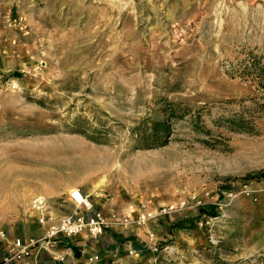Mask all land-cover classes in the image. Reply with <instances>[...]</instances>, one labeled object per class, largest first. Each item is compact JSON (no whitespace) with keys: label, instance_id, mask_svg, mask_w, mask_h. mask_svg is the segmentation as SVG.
Masks as SVG:
<instances>
[{"label":"rangeland","instance_id":"374dc122","mask_svg":"<svg viewBox=\"0 0 264 264\" xmlns=\"http://www.w3.org/2000/svg\"><path fill=\"white\" fill-rule=\"evenodd\" d=\"M249 50L264 57V0H0V230L44 242L79 188L106 215L153 214L126 227L163 263L264 264L258 199L226 195L264 190V114L234 116L257 93L226 74ZM166 102L203 130L188 114L140 147Z\"/></svg>","mask_w":264,"mask_h":264},{"label":"crops","instance_id":"0c3cea01","mask_svg":"<svg viewBox=\"0 0 264 264\" xmlns=\"http://www.w3.org/2000/svg\"><path fill=\"white\" fill-rule=\"evenodd\" d=\"M39 188L43 190L40 184ZM63 201L60 208L55 209L58 219L77 210L69 195ZM254 209L255 252L264 249V190L259 193ZM94 210L98 209L92 208L86 214L89 215ZM176 224L172 226L179 227ZM148 232L149 230L144 226H135L106 228L96 238L89 237L86 232L71 237L56 234L47 238L43 235L42 238L46 240L34 245L30 257L11 264H180V262L163 263L155 259L152 246L148 242ZM5 233L9 239L17 237L13 228L8 227ZM22 239L25 241L24 238ZM129 248L134 251L133 254L128 253ZM6 249V241L0 240V259L6 254ZM94 254H98L99 259L89 262L88 258Z\"/></svg>","mask_w":264,"mask_h":264},{"label":"built area","instance_id":"2783aa9c","mask_svg":"<svg viewBox=\"0 0 264 264\" xmlns=\"http://www.w3.org/2000/svg\"><path fill=\"white\" fill-rule=\"evenodd\" d=\"M229 202L239 195L252 198L254 201L258 199L259 189L251 186L249 183H244L241 186L231 190L227 194ZM69 198L77 210H73L64 216H62L56 225H53L49 231L45 234L47 238H50L56 234H61L65 237H71L78 233L86 232L89 237L96 238L100 236L106 228L110 226H129L131 223L136 225L145 224L154 215L141 211L135 218L130 217L127 214H119L110 211L109 214H105L101 209L94 210L91 214H86L92 209V204L89 202L88 197L79 189L74 188L69 192ZM184 202L178 204L182 207ZM176 209V206L162 207L158 214H167ZM152 237V234H149ZM0 240L6 241V254L0 259V264H11L12 262L22 261L32 254V248L36 244L35 241L30 240L25 242L20 237H14L9 239L3 230H0ZM152 250H156V247H152ZM129 254H133L134 251L129 248ZM99 259L98 254H94L88 258L89 262H94Z\"/></svg>","mask_w":264,"mask_h":264},{"label":"trees","instance_id":"16d2710c","mask_svg":"<svg viewBox=\"0 0 264 264\" xmlns=\"http://www.w3.org/2000/svg\"><path fill=\"white\" fill-rule=\"evenodd\" d=\"M226 74L232 78L250 81L257 93L254 100L255 106L252 111H248V115L239 113L234 116H261L264 114V57L249 50L242 57L237 58L236 62L229 61ZM162 114L163 116L160 119L143 117L140 120L139 125L136 127L138 145L140 147L150 148L167 144L174 123L188 114L190 122L198 129L203 130V126L199 121L200 114L190 112L186 106L180 103L166 102L163 105ZM230 127L247 132L251 131V126L249 125ZM176 225L181 226L180 224Z\"/></svg>","mask_w":264,"mask_h":264}]
</instances>
